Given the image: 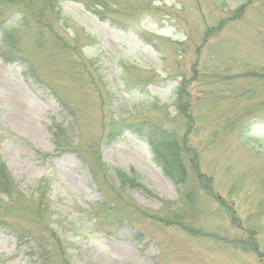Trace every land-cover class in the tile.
Returning <instances> with one entry per match:
<instances>
[{"label": "rangeland", "instance_id": "1", "mask_svg": "<svg viewBox=\"0 0 264 264\" xmlns=\"http://www.w3.org/2000/svg\"><path fill=\"white\" fill-rule=\"evenodd\" d=\"M0 264H264V0H0Z\"/></svg>", "mask_w": 264, "mask_h": 264}, {"label": "trees", "instance_id": "2", "mask_svg": "<svg viewBox=\"0 0 264 264\" xmlns=\"http://www.w3.org/2000/svg\"><path fill=\"white\" fill-rule=\"evenodd\" d=\"M144 125V124H143ZM142 125V126H143ZM163 137V136H162ZM161 137V138H162ZM166 144H167V139H163L161 142H160V147H163V148H165L166 147ZM174 156H173V158L171 159V162L170 163H166V162H161L162 163V165H163V168H164V171L168 174V175H170L171 174V171H173V170H176V169H178L179 167H180V161H179V159H178V157H177V154L174 152ZM159 159V158H158ZM160 162V161H159ZM166 167V168H165ZM123 180H124V178H123Z\"/></svg>", "mask_w": 264, "mask_h": 264}]
</instances>
